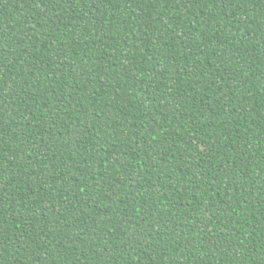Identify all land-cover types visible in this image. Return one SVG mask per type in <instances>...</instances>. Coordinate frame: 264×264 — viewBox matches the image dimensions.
<instances>
[{"label": "trees", "instance_id": "trees-1", "mask_svg": "<svg viewBox=\"0 0 264 264\" xmlns=\"http://www.w3.org/2000/svg\"><path fill=\"white\" fill-rule=\"evenodd\" d=\"M0 264H264V0H0Z\"/></svg>", "mask_w": 264, "mask_h": 264}]
</instances>
